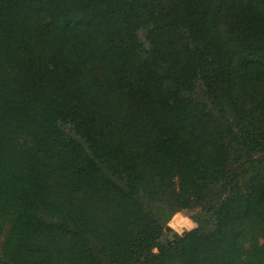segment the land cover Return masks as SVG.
<instances>
[{"label":"trees","instance_id":"16d2710c","mask_svg":"<svg viewBox=\"0 0 264 264\" xmlns=\"http://www.w3.org/2000/svg\"><path fill=\"white\" fill-rule=\"evenodd\" d=\"M0 264H264V0H0Z\"/></svg>","mask_w":264,"mask_h":264},{"label":"rangeland","instance_id":"374dc122","mask_svg":"<svg viewBox=\"0 0 264 264\" xmlns=\"http://www.w3.org/2000/svg\"><path fill=\"white\" fill-rule=\"evenodd\" d=\"M190 212L188 210H184L181 212H176L173 214L171 219L168 221V224L172 228L173 234L181 232L183 229L187 228V222H193L189 217ZM171 233V232H170Z\"/></svg>","mask_w":264,"mask_h":264},{"label":"clouds","instance_id":"9594fccd","mask_svg":"<svg viewBox=\"0 0 264 264\" xmlns=\"http://www.w3.org/2000/svg\"><path fill=\"white\" fill-rule=\"evenodd\" d=\"M196 225L193 223V222H187V224H186V227L187 228H189V229H191V228H194Z\"/></svg>","mask_w":264,"mask_h":264}]
</instances>
